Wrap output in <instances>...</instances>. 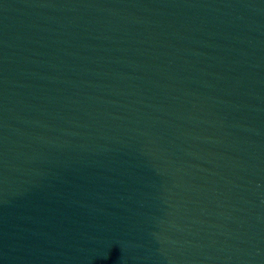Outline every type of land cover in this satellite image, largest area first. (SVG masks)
Segmentation results:
<instances>
[{"label":"water","instance_id":"95a60500","mask_svg":"<svg viewBox=\"0 0 264 264\" xmlns=\"http://www.w3.org/2000/svg\"><path fill=\"white\" fill-rule=\"evenodd\" d=\"M0 264H264V0H0Z\"/></svg>","mask_w":264,"mask_h":264}]
</instances>
